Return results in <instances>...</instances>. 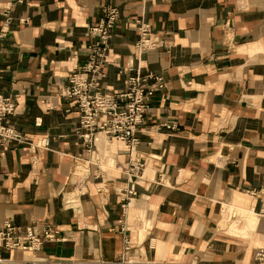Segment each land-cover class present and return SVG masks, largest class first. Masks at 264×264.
I'll use <instances>...</instances> for the list:
<instances>
[{
  "label": "crops",
  "instance_id": "crops-1",
  "mask_svg": "<svg viewBox=\"0 0 264 264\" xmlns=\"http://www.w3.org/2000/svg\"><path fill=\"white\" fill-rule=\"evenodd\" d=\"M106 6L119 18L102 87L122 91L136 71L167 81L139 126L134 156L146 164L136 183L121 171L127 145L100 135L109 162L95 160L60 95ZM140 22L156 48L135 47ZM0 94L15 100L11 123L24 137L0 161V224L56 230L36 252L0 246V264L257 263L264 216L250 191L264 188V0H0ZM167 120L177 128L161 127ZM141 212L148 224L135 228Z\"/></svg>",
  "mask_w": 264,
  "mask_h": 264
},
{
  "label": "built area",
  "instance_id": "built-area-1",
  "mask_svg": "<svg viewBox=\"0 0 264 264\" xmlns=\"http://www.w3.org/2000/svg\"><path fill=\"white\" fill-rule=\"evenodd\" d=\"M22 1V0H19ZM119 18V10L115 6H106L103 17L98 25L91 26L88 35L96 37V42L88 45V60L86 63L72 70L66 86L61 89L60 95L70 100L79 114L80 122L77 127L79 136L87 146L92 149L100 134L108 141H123L134 153L141 141L136 136L139 126L144 122L146 113L150 108L151 98L158 92L166 89L164 77L156 72L142 74L140 71L129 75L126 88L122 91L111 92L102 87L105 78V68L108 62L109 41ZM141 23V37L137 46L139 48H152L156 46L158 38L152 36L148 24ZM17 104L11 97L0 94V161L5 157L12 141H24L21 132L11 123L16 114ZM166 129H176L175 121H165L160 124ZM38 146H48L49 139L37 142ZM145 160L137 155H131L125 173L133 182L144 178ZM250 193L261 200L260 213L264 216V188L251 190ZM55 231L51 225H45L42 231L34 226L23 230L21 226L11 221L0 224V246L7 250H39L44 241L54 239ZM128 248V247H127ZM256 264H264V247L256 252ZM4 259L0 255V262ZM122 259L115 264H127ZM87 264H103L98 260Z\"/></svg>",
  "mask_w": 264,
  "mask_h": 264
},
{
  "label": "rangeland",
  "instance_id": "rangeland-1",
  "mask_svg": "<svg viewBox=\"0 0 264 264\" xmlns=\"http://www.w3.org/2000/svg\"><path fill=\"white\" fill-rule=\"evenodd\" d=\"M105 8V7H104ZM102 17H103V15H102ZM101 17V18H102ZM101 20V19H100ZM118 21V20H117ZM117 23V22H116ZM98 24H99V22H98ZM98 24H96V25H98ZM93 26H95V25H93ZM91 27V26H90ZM89 27V28H90ZM116 27V26H115ZM89 28H88V30H89ZM115 29V28H114ZM151 31H152V29H151ZM113 32H114V30H113ZM113 32H112V36H113ZM87 35H88V31H87ZM112 36H111V38H112ZM152 36H153V34H152ZM141 37V36H140ZM111 38H110V40H111ZM158 38V37H157ZM140 41V39L136 42V44H135V47L138 49V50H140V51H143V50H147V49H153V48H156L158 45H159V38L157 39V41H156V46L155 47H152V48H145V49H143V48H139L138 46H137V44H138V42ZM88 52H89V49H88ZM109 52H110V41H109V50H108V62H109ZM110 63V62H109ZM108 63V64H109ZM107 64V65H108ZM137 72V71H136ZM157 73V72H156ZM105 74H106V72H105ZM135 74V73H134ZM134 74H132V75H134ZM159 74H161L162 76H163V74L162 73H159ZM131 75V74H130ZM105 77H106V75H105ZM164 77V76H163ZM68 79H69V77H68ZM164 80H165V78H164ZM166 81V80H165ZM126 82H127V80H126ZM102 83H103V80H102ZM166 83H167V81H166ZM126 88V84H125V87H124V89ZM167 88V87H166ZM104 89V88H103ZM123 89V90H124ZM106 89H104V91H105ZM111 92H118V91H112L111 90ZM159 93V92H158ZM157 94V93H156ZM155 94V95H156ZM154 95V96H155ZM79 117H80V114H79ZM167 121H169V120H167ZM139 132V128H138V131H137V133ZM137 133H136V136L138 137V135H137ZM102 137H103V140H104V145L106 146V145H108L109 143H111V141H108V140H106V138H104V136L102 135V134H100ZM139 138V137H138ZM83 140V139H82ZM100 141V137H99V139L97 140V142H96V145L93 147L94 149H96V150H98V142ZM113 141V140H112ZM123 142V141H122ZM85 144V143H84ZM141 144V143H140ZM36 145H37V143H36ZM38 146V145H37ZM86 146V145H85ZM39 147H44V146H39ZM47 147V146H46ZM127 147H128V145H127ZM92 148V149H93ZM138 148V147H137ZM137 148H136V150H137ZM86 149L88 150V148H87V146H86ZM92 149H90V150H88V151H91ZM94 149H93V151H94ZM128 149L130 150V148L128 147ZM136 150L134 151V153L136 152ZM98 152V155H97V157H95V160H101V159H106L107 160V162H109V159H108V153L109 152H106L105 154H107V155H104V154H100V152H99V150L97 151ZM134 153H132L131 154V150H130V157H131V155H133V157H134ZM135 155H137V154H135ZM144 160V159H143ZM78 161V160H77ZM79 161H81V162H83V164H84V162H85V160L83 159V160H79ZM78 161V163L79 164H81V162H79ZM129 161H130V158H129ZM77 163V166L79 165ZM145 164H146V162H145ZM85 165V164H84ZM128 167V164H127V166H125V167H123L122 169H121V171L123 172V173H125V169ZM126 174V173H125ZM75 179V178H74ZM74 179H73V182H74ZM80 182H82V180L80 181ZM133 183H136V182H133ZM81 187V186H80ZM81 189V188H80ZM79 188H77L76 189V191L78 192V193H80L79 192V190H80ZM253 213H255L254 211H253ZM146 220V218H145V216L143 215V212H141V214L139 215V218H138V220L136 221V225L134 226L135 228H139V227H141L142 225H143V223H144V221ZM231 221H233L234 223H241L243 220H242V218L241 217H235V218H233ZM47 225V224H46ZM48 225H51V224H48ZM34 227L37 229V231L39 232V231H42V230H40L38 227H37V225H34ZM53 230L55 231V234H56V230L53 228ZM54 239H55V236H54ZM54 239H52V240H47V241H44V243H46V242H49V241H53ZM42 248V247H41ZM40 248V249H41ZM261 248V247H260ZM39 249V250H40ZM19 251H26V252H36V251H38V250H36V251H28V250H20V249H18Z\"/></svg>",
  "mask_w": 264,
  "mask_h": 264
},
{
  "label": "bare ground",
  "instance_id": "bare-ground-1",
  "mask_svg": "<svg viewBox=\"0 0 264 264\" xmlns=\"http://www.w3.org/2000/svg\"><path fill=\"white\" fill-rule=\"evenodd\" d=\"M74 178H75V179H74L73 184L76 186V189H77V188H79V189L81 188V189L79 190V192H81V191H82L83 184H84V181H85L84 175L82 174V172H78V173H77V176L74 177ZM81 180H82V182H80ZM80 186H81V187H80ZM143 215L146 216L144 213H143ZM147 224H148V222L145 220L141 228L146 227Z\"/></svg>",
  "mask_w": 264,
  "mask_h": 264
}]
</instances>
